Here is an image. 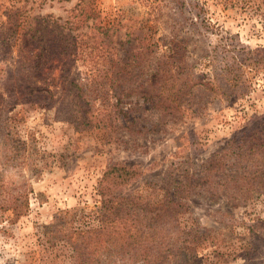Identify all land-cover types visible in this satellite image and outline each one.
I'll return each mask as SVG.
<instances>
[{"label": "rangeland", "instance_id": "rangeland-1", "mask_svg": "<svg viewBox=\"0 0 264 264\" xmlns=\"http://www.w3.org/2000/svg\"><path fill=\"white\" fill-rule=\"evenodd\" d=\"M91 10L107 28L105 52H112L114 67L129 56L125 52L145 50L141 75L156 67L171 70L176 87L181 75H189L200 79L203 94L186 97L191 104L173 111V124L164 123L159 107L145 110L150 105L140 99L130 111L123 107L127 116L118 114L109 128L82 132L56 120L55 105L5 109L0 97V264H74L63 236L95 223L97 187L106 168L137 167L143 176L126 192L146 194L169 167L189 166L184 162L192 154L201 163L264 118V62L236 70L241 85L231 82L219 90L214 84V76L222 79L242 48L264 47L259 0H0V94L15 84L6 74L16 69V52H27L33 42L45 50L46 31L31 40L25 35L29 28L77 22ZM78 31L84 33L78 40L86 42L94 34L86 23ZM18 34L24 37L17 41ZM134 118L128 128L120 127ZM4 122L12 157L6 156ZM191 138L198 146H191ZM14 200L20 216L10 206ZM188 205L181 216L185 246L201 264H264V195L240 204L193 197Z\"/></svg>", "mask_w": 264, "mask_h": 264}, {"label": "trees", "instance_id": "trees-1", "mask_svg": "<svg viewBox=\"0 0 264 264\" xmlns=\"http://www.w3.org/2000/svg\"><path fill=\"white\" fill-rule=\"evenodd\" d=\"M259 1L264 5V0ZM96 16L91 10L77 22L54 21L52 28L36 25L25 32L31 40H39L41 30L46 31L45 50L39 47L41 42H33L28 43L31 47L27 52H16V69L6 74V81L15 84L0 94L5 109L27 103L55 105L54 118L82 132L109 128L118 114L127 116L123 107L128 106L126 110L130 111L140 105L141 99L150 105L145 110L159 107L164 123H175L173 111L187 110L191 104L190 99H184L203 94L199 91L200 79L181 75L176 87L170 83L171 70L156 67L141 75L145 50L125 52L129 56L124 55L114 67L112 52H105L107 28L96 22ZM90 18L92 22L87 24ZM262 19L264 24V14ZM85 23L94 33L90 36L92 43L78 40L84 34L78 30ZM20 37L24 34H18L16 40ZM95 49L98 52H93ZM242 50L232 58L235 62L226 68L222 79L214 76L217 89L231 82L241 85L236 70H253L264 62V47ZM135 120H125L120 127L128 128ZM6 125L2 124L6 130V156L12 157L14 150ZM189 141L192 147L198 146L196 138ZM194 157L192 154L186 158L187 167L182 168L181 163L169 167L161 183L148 185L150 192L146 194L126 192L143 176L137 167L116 163L106 168L98 182L95 223L63 236L70 242L74 264H201L185 246L181 216L193 197L240 204L264 195V118L243 128L201 163L194 162ZM16 202L11 201L10 206L14 216H20L22 208ZM261 243L264 246V234Z\"/></svg>", "mask_w": 264, "mask_h": 264}]
</instances>
